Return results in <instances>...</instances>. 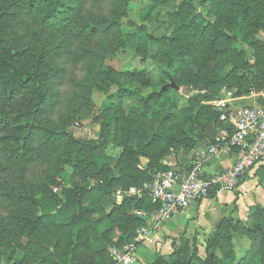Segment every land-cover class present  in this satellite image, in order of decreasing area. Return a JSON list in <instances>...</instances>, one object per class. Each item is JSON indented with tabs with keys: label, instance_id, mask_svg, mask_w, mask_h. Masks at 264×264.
<instances>
[{
	"label": "rangeland",
	"instance_id": "rangeland-1",
	"mask_svg": "<svg viewBox=\"0 0 264 264\" xmlns=\"http://www.w3.org/2000/svg\"><path fill=\"white\" fill-rule=\"evenodd\" d=\"M15 1L0 0V25L7 21L19 44L34 50L45 44L53 58L42 76L46 97L32 119L36 130L44 133H37L31 140L35 152L25 160L19 150L26 132L21 113L27 110L30 89L14 96H0V110L7 113L5 119H0V264H52L34 255L39 238L47 234L41 225L33 229V223L42 216L41 199L45 197L60 206L67 200L69 190L101 183L102 177L91 179L84 175V165L92 156H99L100 164L108 163L112 169L109 179L133 174L130 186L144 179L142 173L150 176L157 167L187 169L189 163L185 160L196 138L205 137L209 129L211 121L208 123L203 115L214 107L212 101L198 98L219 95L224 87L218 83L207 86L215 80L210 73L221 69L217 77L227 80L234 68L236 77L229 81L243 80L249 71L242 68L243 64L248 62L254 71L257 57L260 60L263 56L264 36L260 32L254 36V45L248 44L247 39L240 38L241 28L231 18L229 26L234 29H227L223 21V33L208 54L203 52V41L207 44L210 35L203 36V27L197 23L201 33L196 42L198 54L191 66L178 74L174 70L177 67L170 68L169 63L179 44L166 41L178 34L184 21L182 12L209 16L212 9L204 5L207 0H77L75 16L67 20L73 22L69 29L56 23H37L35 17L16 7L20 0L3 10L5 2L9 5ZM97 22L104 24L96 29ZM227 36L233 39L224 38ZM189 42L190 38H185L180 46L184 44V48ZM124 89L127 94L122 93ZM155 94V100L145 102ZM144 144L146 153L139 157ZM92 146L96 150H91ZM130 148L137 150V162L138 157L128 154ZM176 159L179 162L172 165L170 161ZM126 180L122 178L114 188L124 192ZM117 191L113 195L115 203ZM234 206L229 214L220 213L216 219L185 227L184 236L181 234L183 237L173 245L186 240L189 253L205 260L213 233L221 231L225 238L212 247L221 260L216 264H258L256 261L264 254V213L251 209L240 214ZM111 209L107 206L104 216ZM131 211L138 215L134 208ZM112 225L103 220L97 230L87 231L105 236V254L129 239ZM78 230L73 229L75 234ZM141 245L137 264L157 261L161 253L155 244ZM223 252H234V258L226 256L224 261Z\"/></svg>",
	"mask_w": 264,
	"mask_h": 264
},
{
	"label": "trees",
	"instance_id": "trees-1",
	"mask_svg": "<svg viewBox=\"0 0 264 264\" xmlns=\"http://www.w3.org/2000/svg\"><path fill=\"white\" fill-rule=\"evenodd\" d=\"M17 3L18 0L9 5L8 2H5L3 4V10L8 8V6ZM76 3L77 0H20L16 7H18L21 12H27L35 17L38 21L37 23H43L47 26L56 23V25L69 29L72 27L73 22H68L67 20H72L74 18L77 9L75 8ZM204 5L212 9L209 16L200 13L194 14L187 10L186 12H182L184 15V21L180 25L178 34L168 38L166 41H170L172 44L174 43L175 46H178L179 44V47L174 49L169 63L170 68L177 67L174 70L178 74L183 71V68L186 69L190 67V62L193 61L194 57L198 54L199 46H197L196 42L198 41V37L201 36V33L198 32L196 28L197 23H199V26L201 25L203 27V36L206 34L210 35L207 44L203 41V52L208 54H211V48L214 45L213 43L217 41V37L220 39L219 34L221 35L223 33V21L228 25L227 29L232 30L234 28L229 26V21L231 18L232 20H235L236 25L241 28L239 34L240 38L247 39V43L250 45H254V36L256 34L264 32V0H207ZM179 15L181 16V13H179ZM207 17H212L214 21ZM226 17L230 19H228V21L224 20ZM118 23H120V21ZM103 24L104 22L101 24L97 22L94 26L98 29L100 28L99 25L102 26ZM73 28L75 29L76 26ZM213 30L217 33H212ZM12 32L13 28L10 27V25H7V21H4V23L0 25V96H14L21 93L26 88L30 89L31 98H28L29 100L26 103L27 110L21 113V118L24 120L22 127L23 129H26V132L25 136L22 138L19 150L21 151V157L25 160L28 156L34 155L35 152L32 148L31 140L35 138L37 133H44L42 130H36V126L32 124V119L39 110V107L42 106L44 101H42L43 97H46L42 76L45 71V66H50L53 57L51 50L47 49L45 44L42 45V49L34 50V48H31L27 44H19L17 41L18 38L11 35ZM217 34L218 36H216ZM185 38H190L191 42L185 44L186 47L182 48L184 44L180 46V42ZM212 38L213 41H211ZM224 38L230 40L233 39L228 38V36ZM234 39L235 41H238L236 38ZM229 49L230 48H228V51ZM261 54L263 56H260V60L259 57H257L258 61L257 65L255 64L254 71H252V66H250L248 62L243 64L242 68H249V71L242 76L243 80H238V78H236L237 81H229L231 77H236L235 72L237 70L234 68L229 72L231 75L227 80L223 77L219 79L217 74L222 70L215 69V71L210 73V76H213L215 80L206 83L207 86L211 83L212 86L218 83L221 84V87L224 86L228 89H236L239 93L245 90L248 91L256 82L255 80L257 76H254L253 73L259 72L260 74L258 77L264 78V53L261 52ZM180 66L182 67L181 69ZM224 69L225 68L223 67V70ZM212 86L208 88H211ZM126 91L127 90L124 89L122 90V93L127 94ZM131 95L134 96V94H130L129 96ZM135 96L137 95L135 94ZM156 96L157 95L155 94L145 102L155 100L157 98ZM217 96L218 94L216 96H207L206 94V97H200L198 100L205 99L212 101L217 98ZM154 113L155 112L153 111V114ZM220 115V112L212 106L211 111L208 113L205 112L203 116L208 123L209 121L215 123L220 121L222 125H224V122L221 121ZM6 117L7 113L0 110V119H5ZM34 130H36V132H34ZM45 134L48 133L45 132ZM145 147L144 144L142 148L143 153H140L139 157L145 155ZM91 150H96V146H92ZM133 151L134 150L130 148V153H128L130 157H138L135 153L137 150ZM139 157L135 162L139 160ZM100 161L101 158L99 156H92L87 160L84 165V175L86 178L91 179L102 177L103 181L100 180L101 183L98 182L90 188L84 187L78 190H69L67 200L60 206L45 197L41 199L40 205H42V216L33 223L36 226H33V229H37L38 226L41 225V228L46 227L47 234L39 238V248L34 255L40 256L41 260L44 262L63 264L62 259H65V262L70 261V264H112L113 261L109 253L105 254L107 246L105 245L102 248V244H105V240H103L105 236L103 237L98 234L90 235L87 231L89 229L97 230L101 223H103V220H107L114 225H112L113 227L120 229L121 231L123 230L127 237H129V239L124 242L125 244L117 243L116 245L118 247H123L132 243L136 237L138 229L145 225L144 218L134 214L131 210L134 208L137 211L149 213L158 209L157 205L153 204L152 200L147 196L140 199L136 196L126 194L127 196H125L122 204H117L115 203L113 195L118 189L114 187H116L115 184H119L122 178L126 177L127 180L122 189L127 193V191L133 186L141 188L146 184H151L154 180L153 174L170 168L167 166H162L161 168L157 167V169L153 171L154 173L152 172L153 174L151 173L150 176L144 172L141 174V177L144 179L142 181L140 180L141 182H139V184L130 186L132 184L130 178L132 179L135 177L133 174H123L121 177H111L109 179L108 175L112 173V169L108 163L104 162L103 164H100ZM130 166L131 165H129L128 168ZM216 197V193L211 192L207 199H214ZM106 198L108 199L109 204L106 203ZM107 206L112 207V209L104 216L103 213H105L104 211ZM73 208H76V211L73 212ZM256 210V212L260 211L261 213H264V209L260 207L256 208ZM99 215L102 216L98 219L94 218ZM76 227H78L79 230L75 234L73 229ZM223 234L224 233L221 231L213 233L211 238L213 241L212 244L210 243L207 246L206 253H208V255L205 260L196 258V253L190 254L189 243L184 240L178 245H174L171 254L160 255L157 261L153 264H193L195 261H203L204 264H216L217 261L221 260L214 254L212 247L214 248L218 243L220 244V241L225 238ZM74 235L75 240L73 239ZM100 246L101 248L99 249L95 248ZM231 253L232 254L223 252V260L226 261V256L232 260L234 258V252ZM229 255L231 257H229ZM59 259L60 261L58 263ZM256 262L258 264H264V254L261 253Z\"/></svg>",
	"mask_w": 264,
	"mask_h": 264
},
{
	"label": "built area",
	"instance_id": "built-area-1",
	"mask_svg": "<svg viewBox=\"0 0 264 264\" xmlns=\"http://www.w3.org/2000/svg\"><path fill=\"white\" fill-rule=\"evenodd\" d=\"M230 96L231 93H228ZM221 121H231L233 130L227 138L228 148L237 150L235 163L218 174L206 175L202 170L205 156L194 158L188 170L174 169L158 172L152 184L141 188L131 187L127 195L147 196L157 205L152 212H140L145 225L138 229L134 241L123 247L109 249L112 264H137V251L141 244L151 241L166 225L193 204L207 199L211 192H235L246 174L264 162V104L258 107L245 106L237 109L235 116H221ZM219 142L209 149L214 154Z\"/></svg>",
	"mask_w": 264,
	"mask_h": 264
},
{
	"label": "crops",
	"instance_id": "crops-1",
	"mask_svg": "<svg viewBox=\"0 0 264 264\" xmlns=\"http://www.w3.org/2000/svg\"><path fill=\"white\" fill-rule=\"evenodd\" d=\"M261 35L264 36V32H261ZM259 74V72L253 74L257 76L256 82L254 81L255 84L248 91L245 90L239 93L236 89H228L227 87L221 89L217 98L211 102L214 107H217L216 109L220 112V116L229 115L233 118L237 109L241 107H258L264 104V78L258 77ZM228 93L232 95L230 96ZM223 124L220 121L218 123L211 122L205 137L202 139L196 138L197 142H194L193 151L186 157L185 162H188L189 166L185 170L189 169L192 161L198 155L205 156L202 170L206 175L221 173L235 163L239 155L236 150L230 149L226 145V140L232 133L233 126L231 121ZM218 142L220 144L218 151L214 154H209L210 147ZM178 162L179 159L170 161L172 165H176ZM125 195V192H117V204H122ZM234 205H237L240 214L242 210L251 211V209L259 207L264 209V162L246 174L235 192H221L214 199H204L193 204L188 210L175 217L151 241L141 246L143 248L144 246L155 244L156 250L160 251L161 255H169L173 252V242L184 236L185 227L189 225L193 227L196 223H204V220L216 219V215L220 213L229 214V210L232 207L234 208ZM140 212L143 211H138V215ZM206 231V233L210 232L208 226Z\"/></svg>",
	"mask_w": 264,
	"mask_h": 264
}]
</instances>
